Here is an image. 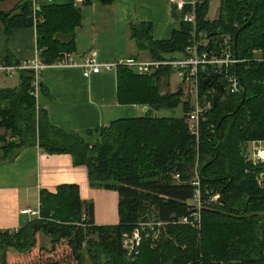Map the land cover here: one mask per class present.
Wrapping results in <instances>:
<instances>
[{
    "label": "trees",
    "instance_id": "obj_1",
    "mask_svg": "<svg viewBox=\"0 0 264 264\" xmlns=\"http://www.w3.org/2000/svg\"><path fill=\"white\" fill-rule=\"evenodd\" d=\"M209 6L210 0L196 4V33L182 20L190 4L180 12L173 6L180 26L167 39H154L151 23L129 24L135 58L146 53L148 59H174L185 55L194 38L206 40L219 30L230 42L232 57L241 61L223 74L237 76L241 90L227 91L203 113L198 136L188 128L191 105L182 87L163 90L162 80L169 81L175 71L169 66L150 75L119 66L118 102L148 107L146 114L89 129L85 136L50 122L37 102V90L44 87L41 80L36 87L34 70L19 69L18 86L0 89V162L37 145L46 153L72 155L75 165L87 168L92 187L119 194V223L97 225L94 203L82 199L78 184L63 183L54 192L42 189L39 217L18 230L0 231L2 264H264V188L256 180L264 165L244 155L249 141L264 139V0H221L215 20L207 18ZM80 7L75 0H47L33 15L25 0L12 11H1L0 22L8 35L34 26L41 59L50 64L76 51ZM5 62L21 63L9 53ZM204 73L201 68V78ZM200 96H205L201 87ZM180 105L182 117L156 115ZM196 167L203 199L220 194L217 202L204 204L200 227L179 222L194 209L188 201L195 192ZM152 218L169 221L166 231L156 246L145 240L137 259L128 261L123 235ZM40 235L50 238V250L40 245Z\"/></svg>",
    "mask_w": 264,
    "mask_h": 264
},
{
    "label": "crops",
    "instance_id": "obj_2",
    "mask_svg": "<svg viewBox=\"0 0 264 264\" xmlns=\"http://www.w3.org/2000/svg\"><path fill=\"white\" fill-rule=\"evenodd\" d=\"M23 1H1L0 12L12 11ZM38 1L41 5L47 0ZM82 1L75 0L82 11V24L75 32L76 51L73 56L77 62H81L92 50L97 52L100 62L134 56L138 51L129 37V24L132 22L151 23L154 39L170 38L180 26L169 0H113L109 4L91 0L90 4L81 5ZM219 7L217 17H208L210 20L218 18ZM37 50L34 26L15 28L8 35L0 22V66L13 65L5 62L7 53L12 61L24 62L34 59ZM141 57L148 59L146 53H142ZM203 70L207 71V68ZM40 80L44 88L37 90V102L48 112L50 122L82 136L89 129L108 126L121 118L144 116L148 109L118 102L116 71L103 70L85 77L80 68L50 67L41 73ZM18 84L17 73L11 75L0 71V89ZM167 84L170 85V82L163 79L164 91L169 87ZM45 88L47 91H44ZM179 108L181 113H175ZM156 115L182 117L183 106L161 109ZM63 183L78 184L82 199L94 203L97 225L119 223L117 191L92 187L87 168L75 165L72 155L50 154L37 145H31L20 149L11 159L0 162V231L18 230L38 218L40 191L47 189L54 192ZM104 198L108 201L105 208L102 203Z\"/></svg>",
    "mask_w": 264,
    "mask_h": 264
},
{
    "label": "built area",
    "instance_id": "obj_3",
    "mask_svg": "<svg viewBox=\"0 0 264 264\" xmlns=\"http://www.w3.org/2000/svg\"><path fill=\"white\" fill-rule=\"evenodd\" d=\"M170 4L176 7L179 11H183L186 4L183 0H169ZM198 0H194L191 3L192 10L186 12L182 16V20L192 24L193 32L196 33V12L195 7ZM32 13L36 15L39 9L38 0H30ZM195 41L186 48L185 55L165 60H154L144 59L135 57L120 58L113 62H100L98 60V54L96 51H90L81 62H77L73 56V53L67 54L66 56L58 59L57 61L47 64L41 59L40 52L37 50V56L30 60L21 62L20 65H2L0 71H4L7 74H14L19 69H32L35 71V85L38 87L39 80L41 79V73L46 68H68L75 67L83 70V75L89 77L92 73H99L101 71H116L119 66L129 67L139 74H153L155 71L162 67H172L177 70L180 82L183 86H189L191 92V99L189 100L191 110L187 116V124L190 132L194 135H199L200 131V120L203 113L210 108V105L201 106V100L203 97L200 96L201 81L204 78L200 76V69L206 67L213 71H223L230 65L238 63L241 60L232 57L230 42L225 37L222 43L221 56L218 57L212 52L200 49L199 46L207 47L206 40ZM224 45V47H223ZM228 85V91L232 94L239 93L242 84L239 78L235 75L223 74ZM244 155L246 160L253 162V164L264 165V139L249 141L244 147ZM174 179L180 181V175L176 173ZM257 183L264 188V169L259 172L256 176ZM191 184L195 186V192L193 197L188 203L194 208L188 216L182 217L179 222L187 224L193 227H200L202 222L201 210L205 203L217 202L220 198V194L209 195L208 199H203V190L201 186V179L198 171L196 170L195 176L191 180ZM39 217V215H38ZM169 223V221H162L158 219H144L141 220L133 231L125 233L122 239V246L126 251L127 255L137 256L140 253L141 245L145 240L156 241L160 237V226Z\"/></svg>",
    "mask_w": 264,
    "mask_h": 264
},
{
    "label": "water",
    "instance_id": "obj_4",
    "mask_svg": "<svg viewBox=\"0 0 264 264\" xmlns=\"http://www.w3.org/2000/svg\"><path fill=\"white\" fill-rule=\"evenodd\" d=\"M237 36L238 33L235 40ZM224 40L225 35L221 30L210 33L207 36V52H212L216 56L220 57L222 52V43ZM203 75L204 78L201 81V88L203 91L206 90V92L205 96L201 100V106L204 107L210 105V107H215L225 92V84L222 79L223 74L207 68V71H205Z\"/></svg>",
    "mask_w": 264,
    "mask_h": 264
},
{
    "label": "rangeland",
    "instance_id": "obj_5",
    "mask_svg": "<svg viewBox=\"0 0 264 264\" xmlns=\"http://www.w3.org/2000/svg\"><path fill=\"white\" fill-rule=\"evenodd\" d=\"M188 1H189V3H187ZM188 1L187 2L185 1V3L186 4H191V3L194 2V0H188ZM218 1L219 0H211L210 6H209V11H208V14H207V18L209 17L211 19H214V18L217 17L218 7H219ZM179 57H181V56H178L177 58H179ZM144 59H146V58H144ZM180 81L181 80H180L179 74H178L177 70H175L174 73L171 75V78L169 79L170 85H169V87H167V90H169V91H176L179 87H182V89L185 92L186 99L187 100H190L191 99V97H190V95H191L190 87L189 86L188 87L187 86H183ZM175 113H181V108L175 110ZM197 167H196V170H198ZM106 190H108V189H106ZM107 202H108L107 199L104 198V200L102 202L103 203V208H105L107 206ZM152 219H154V218H152ZM168 224L169 223H166V224H164V225L162 224L160 226V228H161L160 229V233H161L160 234V237L156 241L151 240L152 246H156L157 243L160 241L161 236H162L163 232L166 231V228H167V225ZM92 237L93 238H96V236H92ZM0 243H2V237H0ZM40 245L42 247H44L46 250H50V248H51L50 238L48 236H45V235H40ZM140 251H141V249H140ZM7 253H9L11 255H15L14 253H16V251L9 250ZM137 257H138V255L137 256H132V257H130V256L127 255L126 258H127L128 261H135L137 259ZM2 260L3 259H1V256H0V264H2ZM87 261L90 262L89 259Z\"/></svg>",
    "mask_w": 264,
    "mask_h": 264
},
{
    "label": "flooded vegetation",
    "instance_id": "obj_6",
    "mask_svg": "<svg viewBox=\"0 0 264 264\" xmlns=\"http://www.w3.org/2000/svg\"><path fill=\"white\" fill-rule=\"evenodd\" d=\"M223 79V82H224V84H225V92H224V95L220 98V100L225 96V94L227 93V89H228V85H227V83H226V81H225V79L224 78H222ZM205 92H206V90H204V94H205ZM209 97L211 98V96L209 95Z\"/></svg>",
    "mask_w": 264,
    "mask_h": 264
}]
</instances>
